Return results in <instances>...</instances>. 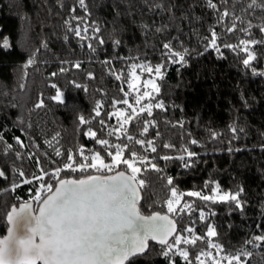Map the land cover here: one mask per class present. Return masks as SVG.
Returning <instances> with one entry per match:
<instances>
[{"label": "trees", "instance_id": "trees-1", "mask_svg": "<svg viewBox=\"0 0 264 264\" xmlns=\"http://www.w3.org/2000/svg\"><path fill=\"white\" fill-rule=\"evenodd\" d=\"M214 2L219 5V12L226 8L241 17L238 27L248 28L249 21L252 27L247 33L226 32L232 20L226 18L217 23L219 12L209 8L207 0H85L86 8H81L78 0H0V131L5 135V142L13 145L7 154L0 145V169L6 173L5 178H0V237L6 233V213L10 207L29 200L38 187L36 181L31 185L22 183L24 178L39 174L36 158L29 159L30 154L38 155L41 166L51 171L58 164L62 166L63 157L55 156V147L65 151L84 145L87 150H100L99 145L83 135L88 127L110 143L124 139L108 136L109 129L101 130L98 124L101 118L108 125L117 124L115 117L107 120L105 113L112 111L109 102L114 97H122L121 85L128 91L124 80L117 81L103 62L111 60L116 71L127 69L133 62H147L153 67L163 63V79H156L160 92L154 94L153 103L163 102L164 109L153 107L152 116L141 117V121L155 122L148 133L139 135L142 125L137 124L128 126L129 134L154 139L159 155H183L182 149L187 147L197 156L188 168L183 167L184 161L158 160L163 172L145 174L147 187L142 191L141 212H167L164 201L169 193L163 179L166 176L174 177L176 186L183 192L211 194L210 189L204 188L206 181L219 183L221 194L243 188L239 197L244 204L242 210L234 204L205 203L185 196L182 203H193L194 207L190 214L178 218V225L180 229L193 227L194 234L199 236L206 233L208 225H213L218 235L210 238L212 242L222 245L227 253L234 254L241 249L251 252V256L243 257L247 264H264V242L254 240L255 236L264 235V44L250 46L257 57L250 67L242 62L245 53L223 47L236 45L241 39L264 40V32L259 30L264 26V8H248L252 0ZM72 8L76 9L74 13L70 12ZM73 15L84 17L81 23H95L100 27L97 35L105 43L100 45L93 40L95 53L80 47V42L67 32L64 21ZM76 23L73 21V25ZM213 27L220 37L219 52L214 48L205 51L206 38L210 37ZM156 28L163 31L156 32ZM66 34L68 41L64 40ZM5 37L9 48H3ZM116 39L122 42L118 48L112 43ZM169 41L175 51L184 54L183 49L188 50L186 63L165 60L162 46ZM45 43L47 48L43 47ZM33 55L35 63L24 69ZM61 61L82 63L80 69H75L71 63ZM61 67L69 71L56 77L50 75L59 72ZM89 72L95 79L88 78ZM147 76L146 72L141 75L144 80ZM52 83L61 89L62 103L49 99L55 95V89L50 87ZM41 97L45 107L34 108ZM97 102L102 103L101 117L92 120L90 125H79L77 116L91 119ZM129 102L132 103L131 97ZM233 127L237 132L231 131ZM57 133L59 144L53 141L50 147L46 141H51ZM14 137H20L27 147H20ZM193 139L198 143H190ZM164 143L175 147L165 149ZM136 150L142 152L139 146ZM16 152L23 159H17ZM18 170L25 172L24 178L18 176ZM67 176L74 178L76 174ZM13 183L19 186L13 189ZM201 209L206 215L203 221L199 219ZM250 240L253 243H247ZM149 245L150 250L137 258L135 264H169V258L160 254L158 243L150 241ZM181 247L189 251V259L195 264L196 254L207 249V243L199 241L196 246ZM209 250L215 254L214 249ZM170 258L175 264H187L178 254H170Z\"/></svg>", "mask_w": 264, "mask_h": 264}, {"label": "snow or ice", "instance_id": "snow-or-ice-1", "mask_svg": "<svg viewBox=\"0 0 264 264\" xmlns=\"http://www.w3.org/2000/svg\"><path fill=\"white\" fill-rule=\"evenodd\" d=\"M226 3L227 0H224ZM81 8H86L85 0H78ZM207 6L219 12V5L214 0H207ZM264 8V0L258 4L257 0H252L248 8ZM75 8L70 9L74 13ZM226 18L232 20L230 27L226 32L233 33L240 31L247 33L252 27L248 22V28L238 27L237 21L240 16H235L226 8L219 12L217 23H222ZM84 17L73 15L71 19H66L64 25L68 33H71L80 43V47H87L92 53L97 48L92 43L93 40L103 45L105 40L97 35L101 29L95 23H81ZM73 21H78L73 25ZM91 29V33L89 32ZM259 30L264 32V26ZM156 32L163 31L162 28H156ZM220 37L215 28H211L210 37L206 38L205 51L208 48H214L220 51V45L217 41ZM64 40H69V35L64 36ZM113 46L118 48L121 40L116 39ZM264 44V40L241 39L238 44H225L223 47L239 50L246 54L243 64L246 67L251 66V62L257 57L250 50V46ZM47 48V44L43 45ZM165 50V60L171 63H186L187 49L175 51L171 41L163 44ZM3 48H9V40L4 38ZM37 52L39 49L36 50ZM119 58V57H118ZM122 59V58H121ZM35 63L34 55L29 57L23 66L26 69L29 65ZM62 64L71 63L72 68L80 69L81 61L68 62L61 61ZM108 65L109 74L114 76L117 81L124 80L128 91H125L123 85L120 87L122 97H115L109 102L112 111L105 113L107 120L116 118V125H108L105 119H99L98 124L101 130L106 127L108 136H116L118 139L122 136L124 139L120 143H110L108 139L100 138L97 131L88 127L83 133L84 136L92 139L95 144L100 146V150H87L84 145H80L75 150L67 149L62 151L60 147H55L56 157H63V160L51 171L41 166L40 157L35 153L29 155L36 158L39 174H33L31 179L24 178L25 172L18 170V176L24 178L22 183L31 185L33 181L38 182L29 200L12 205L6 213V220L10 225L7 229V235L0 237V264H135L137 258L144 256L149 250V241H154L161 246V255L169 258V264H175L170 258V254H178L187 262L193 264L189 259V251L181 245L196 246L199 241L207 243V249L201 250L195 256V264H247L243 257H249L251 252L242 249L236 253H227L222 245L211 241V237L218 235L213 225H208L207 231L203 236L195 235V229L191 226L178 228V218L184 214H190L193 210V203L183 202L185 196L196 197L207 203H229L234 204L237 209H243L244 204L240 200V195L244 191L238 188L234 193L223 192L221 194L220 185L215 181H206L204 188L210 189L211 194H204L202 191L183 192L178 189L175 179L172 176L163 177L166 180L165 187L169 193L164 201L167 212L161 213L153 211L150 215H144L141 212L140 204L141 192L147 187L145 174L148 172L162 173L163 169L158 166L157 161H184L183 167L192 166V158L197 153L189 151L187 147L182 149L183 155H159L154 139L145 140L136 138L129 134V125H142V131L139 135L148 133L149 127H155L154 121L141 117L152 116L153 107L164 109L163 102H155L154 94H159L160 86L156 79H163L162 68L164 64H156L154 67L147 62L131 63L127 69L116 71L112 66L111 60L103 62ZM69 71L68 68L61 67L59 72H52L50 75L56 77ZM255 71V69H253ZM147 73L150 78L142 81L141 75ZM154 74V75H153ZM23 75H27L26 72ZM89 79H95L93 73H88ZM76 87L81 85L76 84ZM23 87V85H21ZM55 89V95L49 99L63 102V93L56 83L50 85ZM132 98V103L129 98ZM147 101L146 103H144ZM120 105L121 107H117ZM15 107V105H12ZM45 107L44 99L38 98L34 108L41 109ZM102 103L97 102L93 109L95 115L91 119H86L83 115L77 116L79 125H90L92 120L101 117ZM20 123H23L21 120ZM31 125H29L30 127ZM180 126H183L182 123ZM233 133L237 129H231ZM59 133L52 137L51 141H46L52 146L53 141L59 144ZM160 133L157 132L156 136ZM213 138L216 134H212ZM16 143L24 148L20 137H14ZM190 143L196 144L198 141L191 140ZM0 145H3L2 151L7 154L13 150L11 143L5 142V135L0 131ZM139 146L141 151H137ZM38 148L39 145H36ZM165 149L174 148L175 145L164 143ZM264 147V146H262ZM231 151V149H229ZM87 152V154H86ZM101 152L104 155H101ZM125 152L128 153L125 156ZM156 155L149 156L147 153ZM17 159H23L21 153H15ZM47 156V153H44ZM107 157V159H106ZM65 173L64 176L61 174ZM68 173H75L76 177L69 178ZM6 173L0 169V178H5ZM45 177H48L45 180ZM214 185V186H213ZM19 185L13 183L15 189ZM215 215V213H211ZM199 219L205 220V212L199 211ZM183 233H188L184 236ZM255 241L264 242V235L254 237ZM247 243H253L248 241ZM209 249H214L213 251Z\"/></svg>", "mask_w": 264, "mask_h": 264}, {"label": "water", "instance_id": "water-1", "mask_svg": "<svg viewBox=\"0 0 264 264\" xmlns=\"http://www.w3.org/2000/svg\"><path fill=\"white\" fill-rule=\"evenodd\" d=\"M141 196H142V192H141ZM139 206V205H138ZM157 212H159V211H157ZM162 213V212H161ZM151 214V213H150ZM150 214H144V215H150ZM10 225L8 224V227H9ZM177 226H178V228H179V225L177 224ZM8 227H7V229H8ZM5 235H7V230H6V233L3 235V236H5ZM3 236H1V237H3ZM150 242V241H149ZM154 242V241H153ZM156 243V242H155Z\"/></svg>", "mask_w": 264, "mask_h": 264}, {"label": "rangeland", "instance_id": "rangeland-1", "mask_svg": "<svg viewBox=\"0 0 264 264\" xmlns=\"http://www.w3.org/2000/svg\"><path fill=\"white\" fill-rule=\"evenodd\" d=\"M148 78H150L149 76H147L145 79H148ZM144 79H142V77H141V87H142V81H143Z\"/></svg>", "mask_w": 264, "mask_h": 264}]
</instances>
